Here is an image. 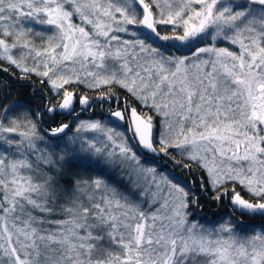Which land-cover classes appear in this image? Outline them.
Returning a JSON list of instances; mask_svg holds the SVG:
<instances>
[{"label": "snow or ice", "instance_id": "obj_1", "mask_svg": "<svg viewBox=\"0 0 264 264\" xmlns=\"http://www.w3.org/2000/svg\"><path fill=\"white\" fill-rule=\"evenodd\" d=\"M0 72V264H264V0H0Z\"/></svg>", "mask_w": 264, "mask_h": 264}, {"label": "trees", "instance_id": "obj_2", "mask_svg": "<svg viewBox=\"0 0 264 264\" xmlns=\"http://www.w3.org/2000/svg\"><path fill=\"white\" fill-rule=\"evenodd\" d=\"M4 66L7 67V64H5ZM12 71H14V70L9 68V72H12ZM4 76H5L4 78H6L5 81L8 82L9 81L8 74L5 73ZM12 91L15 92L17 90L14 88V89H12ZM22 91H24V90L22 89ZM118 94H119V92H118ZM125 98L128 99L129 102H132L130 97H125ZM229 210H230V206H228L226 203L224 207L212 206L210 208L204 209L203 215L207 216L209 219H214V218H217L220 216H224Z\"/></svg>", "mask_w": 264, "mask_h": 264}, {"label": "flooded vegetation", "instance_id": "obj_3", "mask_svg": "<svg viewBox=\"0 0 264 264\" xmlns=\"http://www.w3.org/2000/svg\"><path fill=\"white\" fill-rule=\"evenodd\" d=\"M14 70V69H13ZM4 74L5 73H3V72H0V79H3V80H5L6 78H4L5 76H4ZM9 83H12V81H8ZM17 91H22V89H16ZM87 115H90V114H85V117H87Z\"/></svg>", "mask_w": 264, "mask_h": 264}, {"label": "rangeland", "instance_id": "obj_4", "mask_svg": "<svg viewBox=\"0 0 264 264\" xmlns=\"http://www.w3.org/2000/svg\"><path fill=\"white\" fill-rule=\"evenodd\" d=\"M85 118H87V117H85Z\"/></svg>", "mask_w": 264, "mask_h": 264}]
</instances>
